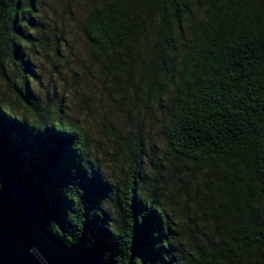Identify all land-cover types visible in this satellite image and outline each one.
Segmentation results:
<instances>
[{
  "label": "trees",
  "instance_id": "trees-1",
  "mask_svg": "<svg viewBox=\"0 0 264 264\" xmlns=\"http://www.w3.org/2000/svg\"><path fill=\"white\" fill-rule=\"evenodd\" d=\"M72 35L87 92L160 114L161 156L132 143L113 180L27 80L28 48L58 56ZM0 81L21 112L0 94V164L58 239L113 264H264V0H0Z\"/></svg>",
  "mask_w": 264,
  "mask_h": 264
},
{
  "label": "rangeland",
  "instance_id": "rangeland-1",
  "mask_svg": "<svg viewBox=\"0 0 264 264\" xmlns=\"http://www.w3.org/2000/svg\"><path fill=\"white\" fill-rule=\"evenodd\" d=\"M83 7L80 4L77 13ZM53 8L51 2L47 1L40 9L46 16L51 14L53 18L59 17L62 14L61 8L56 4H53ZM57 21L61 22L60 17ZM69 39L70 46H61V54L58 56L54 52L45 55L40 47H37L40 49L38 53L30 48L27 50L35 63L34 74L27 72V80L41 106L50 109L59 107L64 111L67 120L73 119L84 127L90 140L88 150L93 160L91 165L99 168L108 180H113L115 175L129 170L131 161L127 146L132 143H138L144 153L160 157L164 149V142L159 134L160 114L149 113L144 103L135 99L127 98L119 102L118 97L111 91L101 88L102 84H99V88H92V91L88 89L87 92L84 82L93 71H87L82 65L89 61L86 47L79 36L72 35ZM17 83L23 89L24 84L20 78H17ZM0 94L7 97V108L15 105L14 110L21 113L16 105L15 95L9 92L3 81H0ZM89 94L93 106L91 110L87 108L88 102L85 101ZM104 123H109V130ZM144 158L152 168L148 158Z\"/></svg>",
  "mask_w": 264,
  "mask_h": 264
},
{
  "label": "water",
  "instance_id": "water-1",
  "mask_svg": "<svg viewBox=\"0 0 264 264\" xmlns=\"http://www.w3.org/2000/svg\"><path fill=\"white\" fill-rule=\"evenodd\" d=\"M0 264H113L81 244L58 239L31 194L0 164Z\"/></svg>",
  "mask_w": 264,
  "mask_h": 264
}]
</instances>
